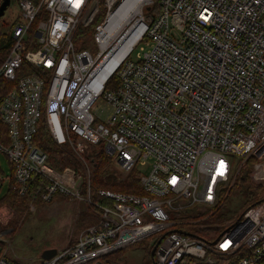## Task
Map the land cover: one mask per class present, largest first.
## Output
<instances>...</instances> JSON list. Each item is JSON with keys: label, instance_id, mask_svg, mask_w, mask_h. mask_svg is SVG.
<instances>
[{"label": "built area", "instance_id": "obj_1", "mask_svg": "<svg viewBox=\"0 0 264 264\" xmlns=\"http://www.w3.org/2000/svg\"><path fill=\"white\" fill-rule=\"evenodd\" d=\"M14 1L20 18L0 65V153L19 196L39 178L33 198L62 194L86 202L93 218L37 264H99L154 236L155 264H264V200L210 240L185 231L186 212L215 208L246 166L264 187V0ZM99 100L110 108L104 118ZM40 125L80 170L47 163ZM92 146L121 173L135 171L144 194L98 188L93 200ZM0 264H16L2 248Z\"/></svg>", "mask_w": 264, "mask_h": 264}, {"label": "rangeland", "instance_id": "obj_2", "mask_svg": "<svg viewBox=\"0 0 264 264\" xmlns=\"http://www.w3.org/2000/svg\"><path fill=\"white\" fill-rule=\"evenodd\" d=\"M17 18H20L18 4L16 1L10 0L4 12L0 15L1 30L9 33L12 24ZM34 38L32 39L35 41ZM87 49H90V45ZM146 49L148 50L149 48ZM109 112L110 108L106 103L99 100L96 104V114L104 118ZM98 151L100 150L98 149ZM233 159L235 161V167L239 166L241 158L237 159L233 155ZM109 161L100 168L103 173L99 177V182L105 183L110 177H113L115 180L113 181L116 184L127 188L130 177L136 173L133 171L123 174L119 171V167L112 159ZM249 170L251 169L249 168ZM9 172L10 165L6 157L0 153V194H3L7 188V182H4L1 178L5 177ZM117 179L121 182L117 183ZM135 179H137V176H135ZM249 180L251 182L250 177ZM251 184L254 187L263 189L264 192L263 186L254 185L252 182ZM245 201V189H241L239 186L234 187V185L230 188L227 187L218 198L215 208H208L207 212L203 213L197 211V209L186 212L187 216H185V219L189 220L191 224L187 226L185 231L193 236L196 235V237L209 240L214 236H219L228 228L225 226L236 221L237 216L244 211ZM1 208L0 248L5 250L7 258L14 259L16 264H37L42 261L41 255L45 250H60L72 245L78 235L91 224L93 219L86 202H81L76 199L72 201L68 198H53L45 204L35 203L33 209H29L28 206L25 218L13 230V228L6 227L13 213L6 207ZM86 211L89 213L87 214L88 217L82 214ZM172 217L174 218V214ZM156 238L157 236H154L150 241L147 240L148 244L146 246L142 245L135 248L132 246L127 248L123 254V264H142L147 249H152V247H149V243Z\"/></svg>", "mask_w": 264, "mask_h": 264}, {"label": "trees", "instance_id": "obj_3", "mask_svg": "<svg viewBox=\"0 0 264 264\" xmlns=\"http://www.w3.org/2000/svg\"><path fill=\"white\" fill-rule=\"evenodd\" d=\"M34 4H38L40 0H29ZM2 3V0H0V4ZM45 16V11L42 10L39 14V16L31 23V29L29 32V39L32 40L34 37V31L36 24L39 20H41L42 17ZM19 18L15 20L17 22ZM14 23L12 24L10 28L13 27ZM4 32L0 28V65L5 60L7 55L9 54V51L13 44L12 39V32L11 33ZM85 37L86 35L81 34L79 32L74 38V43L76 45H80L85 43ZM81 46V47H82ZM33 49H37V46H33ZM0 129H2V133L5 135V127L0 123ZM0 135V142L6 144L7 140L3 139ZM38 140L40 142L41 148L48 154V160L47 163L54 168L55 170L61 171L66 167L72 168L74 170H80L79 164L76 160L72 158L70 154L67 153V151L63 148H60L56 146L47 136L43 125L39 126V132H38ZM87 163L90 168V186H91V195L93 197V200H98V197L96 195V190L98 188H104V189H110L113 191H121V192H127V193H136L138 195L144 194L141 190L139 183L137 182V179H135V176H137V173L130 177L129 185L126 187H123L122 185L116 184L113 179V177H110L109 180L105 183L99 182V177L103 171L100 170L101 166L106 165L108 162H110L109 158L107 156L103 155L102 152L98 151V147L92 146L91 153L86 156ZM78 164V165H77ZM10 165V164H9ZM249 167H246L245 169L241 170L236 178V181L234 183L235 186H239L241 189H245L246 191V201L244 205V211L240 213L237 216V219L241 217V215L250 207L255 206L262 202L264 200V192L263 189L259 187H254L248 177L249 174ZM114 180V181H113ZM43 183L41 179H36L33 185L31 186L30 192L26 194L25 196H19L15 190V181L13 178V168L10 165V173L8 175V182H7V188L6 191L3 194H0V208L5 206L11 212L13 213L12 218L8 221L6 227L13 228L15 230L19 226V222L23 221L25 218V214L28 211V206L31 202L37 203V204H45L42 202L41 198H33V192L41 188L43 186ZM54 198H67L65 195L57 194ZM82 214L86 215L85 217H88L87 214H89L87 211L83 212ZM235 222V221H234ZM234 222L227 224L225 227H230ZM187 229V226H185ZM184 228V227H183ZM196 236V235H195ZM148 241H142L138 244L133 245V247L147 245ZM148 248V246H147ZM126 249L118 250L114 253L108 254L106 256H103L99 259L100 264H123V254ZM151 248H148L146 251V254L144 256V260L142 261V264H153V256L150 254ZM235 261V260H234ZM227 262L219 259L216 264H226ZM192 264V263H190ZM195 264H204V263H195Z\"/></svg>", "mask_w": 264, "mask_h": 264}, {"label": "water", "instance_id": "obj_4", "mask_svg": "<svg viewBox=\"0 0 264 264\" xmlns=\"http://www.w3.org/2000/svg\"><path fill=\"white\" fill-rule=\"evenodd\" d=\"M10 0H2V3L0 4V15L4 12L5 7L8 5ZM154 248L151 249V256H153L154 254ZM56 252V249H49V250H45L42 255L41 258L44 260H48L50 259ZM153 264H155V261L153 260Z\"/></svg>", "mask_w": 264, "mask_h": 264}, {"label": "crops", "instance_id": "obj_5", "mask_svg": "<svg viewBox=\"0 0 264 264\" xmlns=\"http://www.w3.org/2000/svg\"><path fill=\"white\" fill-rule=\"evenodd\" d=\"M10 173V172H9ZM9 173L7 174V175H5V177H3L4 179H2L4 182L6 181V182H8V175H9ZM57 199V198H56ZM5 206H3L2 208H4ZM1 208V209H2ZM11 261H14L15 262V260L14 259H12V258H9ZM42 260H44V259H42ZM39 263V262H38Z\"/></svg>", "mask_w": 264, "mask_h": 264}]
</instances>
